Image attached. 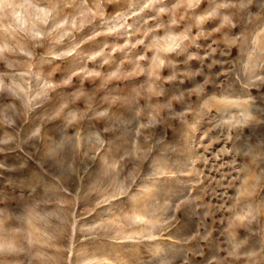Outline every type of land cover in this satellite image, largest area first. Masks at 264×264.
Listing matches in <instances>:
<instances>
[{
    "label": "rangeland",
    "instance_id": "obj_1",
    "mask_svg": "<svg viewBox=\"0 0 264 264\" xmlns=\"http://www.w3.org/2000/svg\"><path fill=\"white\" fill-rule=\"evenodd\" d=\"M0 264H264V0H0Z\"/></svg>",
    "mask_w": 264,
    "mask_h": 264
}]
</instances>
